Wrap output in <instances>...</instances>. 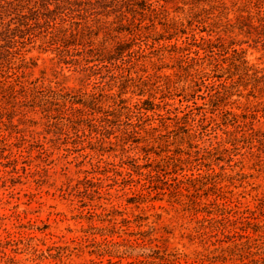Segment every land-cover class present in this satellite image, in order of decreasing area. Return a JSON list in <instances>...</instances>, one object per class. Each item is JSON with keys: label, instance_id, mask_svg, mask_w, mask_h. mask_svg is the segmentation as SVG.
I'll return each mask as SVG.
<instances>
[{"label": "rangeland", "instance_id": "374dc122", "mask_svg": "<svg viewBox=\"0 0 264 264\" xmlns=\"http://www.w3.org/2000/svg\"><path fill=\"white\" fill-rule=\"evenodd\" d=\"M209 1L0 75V264H264V40Z\"/></svg>", "mask_w": 264, "mask_h": 264}, {"label": "trees", "instance_id": "16d2710c", "mask_svg": "<svg viewBox=\"0 0 264 264\" xmlns=\"http://www.w3.org/2000/svg\"><path fill=\"white\" fill-rule=\"evenodd\" d=\"M180 1L191 2V10L197 8L199 3L210 2ZM159 2L167 3L168 0H0V75L7 76L14 69H20V62L25 63L24 56L36 42H52L66 51L70 46H76V42L81 44L85 37L97 36L101 30L110 36L109 40L113 38L114 45L107 52L102 49L94 53L91 42L84 44L89 52L86 62L94 59L100 63H109L112 59L122 58L124 54L130 57L132 49L129 42H123L117 36L127 32L135 37L140 30L122 21L128 22L127 14H156ZM253 4L257 10L255 16L248 13L246 19L252 29L261 28V39L264 40V0H253ZM110 16H114L117 23L102 21ZM192 16L198 14L195 12ZM254 17L258 24L256 27L251 21ZM93 28L97 29V33Z\"/></svg>", "mask_w": 264, "mask_h": 264}]
</instances>
